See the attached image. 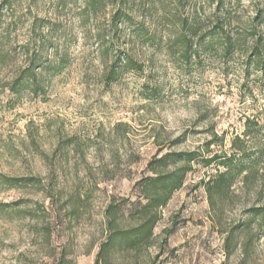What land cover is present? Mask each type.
Here are the masks:
<instances>
[{
    "label": "rangeland",
    "instance_id": "rangeland-1",
    "mask_svg": "<svg viewBox=\"0 0 264 264\" xmlns=\"http://www.w3.org/2000/svg\"><path fill=\"white\" fill-rule=\"evenodd\" d=\"M120 1L131 19L111 43L108 0H0V264H264V70L251 52L260 39L264 58V0ZM34 18L38 84L13 93ZM216 18L229 52L205 38ZM126 56L135 67L112 80ZM189 153L190 165L159 163ZM234 153L232 186L208 189ZM175 170L184 182L151 243L109 244L142 222L145 180Z\"/></svg>",
    "mask_w": 264,
    "mask_h": 264
},
{
    "label": "trees",
    "instance_id": "trees-1",
    "mask_svg": "<svg viewBox=\"0 0 264 264\" xmlns=\"http://www.w3.org/2000/svg\"><path fill=\"white\" fill-rule=\"evenodd\" d=\"M108 3L110 5H117L118 9L113 13L110 19V26L108 31V36L113 43L117 38H121L125 30L122 28V26L125 23H129L130 21V15L128 14V9L125 5V3H122L120 0H108ZM98 5V0H90L88 4V9L95 11L96 7ZM217 19V18H216ZM1 20V19H0ZM217 24L214 27V30L209 33L208 36H205V38H208L210 42L216 41L220 44H222L223 49L227 52L233 49L234 47V40L231 36L227 35L224 24L220 19H217ZM42 23L39 18H34L31 28H30V36L29 40L26 42L24 46V51L27 59L26 66L20 71L19 75L12 81L10 85V90L13 93H19L21 90L25 89V87H34L36 84H38L39 80V70L41 68V62H42V51L44 50L45 46L47 45L46 41V35L44 33V28L46 25L40 24ZM220 29V30H217ZM1 31V30H0ZM5 32L2 34L0 33V47H1V40L2 36ZM197 32L195 29L190 28L189 33L187 35H184V37L181 38V43L186 47V51L191 49L192 47V37L196 35ZM260 39L254 41L253 47H252V58L255 59L254 61L259 65L261 70H264V58L262 57V52L260 50ZM37 43H40V50L39 52H36L35 50L31 52V47L33 45H36ZM0 53H4L0 50ZM3 57V55H2ZM251 58V59H252ZM135 67V61L126 56V58H120L116 60L113 63L112 70L109 74L112 80H116L119 77L120 70H129L133 69ZM250 123V121H249ZM250 131L247 130L245 132V136L249 137ZM237 141H241L240 138L236 139ZM242 160L247 159L245 150H240ZM239 153H234L229 158H225V160L220 161V165L223 166L224 172L220 173L215 180H213L211 183L213 184H207L208 189H218L223 190V188H230L233 183L232 176L234 175V171L236 170V157ZM221 157L218 155H215L214 157L207 159L205 161V166L211 165V163L216 162ZM197 159V155L195 153H189V154H167L161 158L159 163L163 165L164 167H167L171 163H177L179 161L187 162L188 165H190L193 161ZM257 162H253V165L250 168H246L245 170L239 171L238 174H244L243 176V182L247 183L250 178L253 175V167L255 166ZM190 169V168H189ZM185 170L181 175H179L178 170L173 171L170 174L162 175L159 174L154 178H148L145 180V187L146 189L152 188L151 190H146L147 192V205L142 206L139 209V215L142 216V222L136 226L135 228L123 231L118 230L114 234L111 233L109 237V244H113L118 239L121 241H124L128 247L130 248H137L142 245H148L151 243V237L153 233V229L157 225V223L160 220V214H159V208L164 207L167 205L169 200L171 199L172 194L178 190L185 178ZM14 183V181H12ZM255 215H260L264 213V207L258 210H254ZM110 224L112 223V219L109 218ZM109 245H104L103 250L108 247ZM102 250V251H103ZM229 254H231L232 250H227ZM97 264H99V261H97Z\"/></svg>",
    "mask_w": 264,
    "mask_h": 264
}]
</instances>
